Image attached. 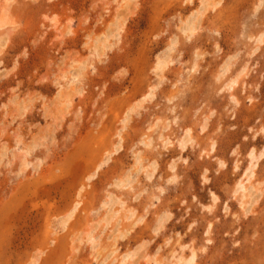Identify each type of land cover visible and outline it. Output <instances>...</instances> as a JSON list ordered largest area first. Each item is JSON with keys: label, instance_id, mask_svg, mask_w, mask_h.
<instances>
[{"label": "rangeland", "instance_id": "rangeland-1", "mask_svg": "<svg viewBox=\"0 0 264 264\" xmlns=\"http://www.w3.org/2000/svg\"><path fill=\"white\" fill-rule=\"evenodd\" d=\"M193 254L264 264V0H0V264Z\"/></svg>", "mask_w": 264, "mask_h": 264}, {"label": "bare ground", "instance_id": "bare-ground-1", "mask_svg": "<svg viewBox=\"0 0 264 264\" xmlns=\"http://www.w3.org/2000/svg\"><path fill=\"white\" fill-rule=\"evenodd\" d=\"M247 188V187H246ZM215 200V199H214ZM190 258V257H189ZM193 258H194V254H193V256L190 258V259H188V260H184V262L182 263V264H193L192 262H193Z\"/></svg>", "mask_w": 264, "mask_h": 264}]
</instances>
